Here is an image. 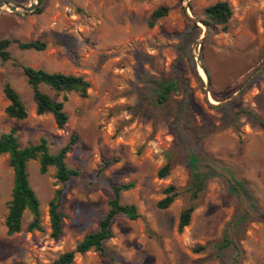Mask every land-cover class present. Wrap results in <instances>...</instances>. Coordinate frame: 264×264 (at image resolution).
<instances>
[{"label": "rangeland", "instance_id": "obj_1", "mask_svg": "<svg viewBox=\"0 0 264 264\" xmlns=\"http://www.w3.org/2000/svg\"><path fill=\"white\" fill-rule=\"evenodd\" d=\"M218 1L229 2L233 16L226 28L210 32L189 17L185 0H0V40L39 39L47 45L24 50L12 43L14 60L91 83L86 98L41 86L65 103L69 120L59 128L51 113L37 114L21 66L0 58V133L15 128L22 147L44 137L51 153L75 139L66 163L81 171L61 183L55 167L42 174L39 159L30 160L42 230H28L33 215L27 210L22 230L10 235L6 217L14 170L9 155L0 154V264H53L97 228L113 186L131 182L121 202L136 205L140 217L119 215L105 252L77 254L72 264H231L234 246L222 252L217 246L226 233L240 248V264H264V133L252 115L264 119V0L188 4L203 22L204 10ZM160 7H168V14L150 26ZM172 77L178 78L177 90L157 104L154 82ZM7 82L26 105V119L7 115ZM190 155L200 158L207 175L194 201L188 191ZM104 160L114 162L105 166ZM168 162L169 174L161 178L158 172ZM234 179L244 183L243 192L234 189ZM170 185L179 195L170 207L159 208ZM58 189L66 218L63 235L54 239L49 203ZM190 204L191 222L179 231L180 214Z\"/></svg>", "mask_w": 264, "mask_h": 264}, {"label": "trees", "instance_id": "obj_2", "mask_svg": "<svg viewBox=\"0 0 264 264\" xmlns=\"http://www.w3.org/2000/svg\"><path fill=\"white\" fill-rule=\"evenodd\" d=\"M169 12L168 7L156 9L149 19V25L154 26L155 22ZM233 16V9L229 2L218 1L208 6L203 13V22L208 26L209 31L216 30L219 26L226 28ZM197 26V24H194ZM12 43H16L21 49L44 50L46 43L37 39L30 41L12 40L9 38L0 40V58L3 62L13 60L16 65L21 66L27 82L32 88L33 99L36 104V112L39 115L51 113L59 128H63L69 120V114L65 109L64 101L54 99L50 94L42 90L41 86H47L57 93L75 92L82 98L88 97L91 83L81 75L68 74L63 72H49L43 68H34L32 66L18 63L12 58L8 48ZM156 85V103L165 104L171 94L177 90L178 78L163 79L154 82ZM4 94L9 100L6 107V113L9 117L23 120L28 117V110L20 94L14 87L7 82L4 86ZM66 98V97H65ZM232 103L230 104V106ZM259 127L264 133V119L252 114ZM75 139L63 146L57 153H51L46 138L42 137L36 144L22 147L16 134V129L12 128L9 132L0 133V154H8L10 165L14 170V185L12 189V198L9 203V211L6 217L7 232L10 235L18 233L23 227L24 213L29 210L33 215V220L28 225L29 231L42 230L40 200L33 189L29 174L27 171L28 162L33 159H39L40 172L46 174L50 167L56 168V178L61 183H66L75 176H80L81 171L68 167L66 157L71 150V144ZM114 160H104L105 166L110 165ZM189 163L192 168V181L188 187L191 193V200L199 198L205 188L207 175L200 171L201 160L196 155L189 156ZM171 163H166L158 172L163 178L169 174ZM1 178V177H0ZM134 183H122L113 186L114 197L108 202L109 209L100 219L97 228L89 232L77 243L74 249L66 251L59 255L53 264H72L77 254H85L90 250H95L103 254L106 250V241L113 237L112 225L119 215L135 220L140 217L138 209L134 204H124L121 202L123 191L129 190ZM234 189L240 193L244 190V183L234 179ZM179 195V189L170 185L165 189V197L158 203L159 208L166 209L172 205ZM63 190L58 189L54 198L49 203V216L51 225V236L59 239L63 235L66 214L62 208ZM195 204H190L180 214L178 230L188 226L191 222ZM264 219V213L261 214ZM220 252L234 246L236 256L231 264H240L239 246L226 233L223 239L217 243ZM14 264H26L24 262H15ZM49 264V263H44Z\"/></svg>", "mask_w": 264, "mask_h": 264}, {"label": "water", "instance_id": "obj_3", "mask_svg": "<svg viewBox=\"0 0 264 264\" xmlns=\"http://www.w3.org/2000/svg\"><path fill=\"white\" fill-rule=\"evenodd\" d=\"M185 3H186V12H187V14L189 15V17L190 18H192L193 20H195L196 22H198V23H200V24H203V25H205V23L204 22H202V21H199V20H197L196 18H194L193 16H192V14H191V12H190V6H189V4H188V0H185ZM11 8L13 9V10H16L17 9V6H11ZM34 8L35 7H30V8H28L27 9V11H33L34 10ZM196 59H197V61H198V65H199V67H202V69L205 71V73H206V82L208 83L209 82V80H208V75H207V72H206V69L203 67V65L200 63V61H199V58L196 56ZM262 69V67L261 68H259L251 77H250V79L248 80V81H246V83L230 98V99H228L227 101H225V102H228V101H231V100H233L246 86H247V84L260 72V70ZM219 105V104H218Z\"/></svg>", "mask_w": 264, "mask_h": 264}, {"label": "bare ground", "instance_id": "obj_4", "mask_svg": "<svg viewBox=\"0 0 264 264\" xmlns=\"http://www.w3.org/2000/svg\"><path fill=\"white\" fill-rule=\"evenodd\" d=\"M205 72V71H204ZM206 74V73H205Z\"/></svg>", "mask_w": 264, "mask_h": 264}]
</instances>
